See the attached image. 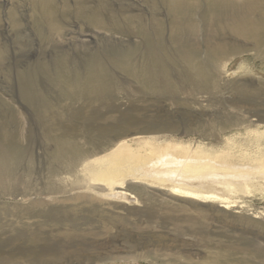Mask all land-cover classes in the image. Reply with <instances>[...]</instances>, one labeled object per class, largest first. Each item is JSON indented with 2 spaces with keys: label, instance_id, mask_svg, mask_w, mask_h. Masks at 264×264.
<instances>
[{
  "label": "rangeland",
  "instance_id": "1",
  "mask_svg": "<svg viewBox=\"0 0 264 264\" xmlns=\"http://www.w3.org/2000/svg\"><path fill=\"white\" fill-rule=\"evenodd\" d=\"M51 1L0 0V156L24 157L0 183V264H264V47L226 30L231 12L214 17L211 0H179L183 12L172 0ZM217 41L242 51L208 66ZM187 49L209 82L187 74ZM155 60L170 78L155 71L150 84L165 92L123 71ZM99 66L102 78L87 80ZM98 83L107 98L91 92ZM133 117L172 129L130 133L97 157L170 147L202 155L232 187L192 201L132 184L141 198L120 203L92 184L83 164L93 156L74 169L54 162L52 137L87 150L102 125Z\"/></svg>",
  "mask_w": 264,
  "mask_h": 264
},
{
  "label": "bare ground",
  "instance_id": "2",
  "mask_svg": "<svg viewBox=\"0 0 264 264\" xmlns=\"http://www.w3.org/2000/svg\"><path fill=\"white\" fill-rule=\"evenodd\" d=\"M258 1L248 0L243 6L235 8L231 0H211V13H213L214 17H218L220 15H224V12L226 11L231 12L230 17H228L227 19L229 21V24L227 23L228 25L226 24V27L224 28L236 37L249 42L252 47H264V4ZM50 2L52 3L51 0H44V7L48 8L49 5H51ZM171 8L175 12H183L184 10H186V5L181 3L179 0H172ZM93 23L97 25L100 29H104L102 27L105 25L101 23L100 20H93ZM193 27L191 30L194 31ZM242 47L243 45L230 46L227 45L226 42L224 43L223 41H217L216 43L210 42L207 47L208 58L206 60L210 63L208 64V66H210L211 64L215 65L217 62L222 60H227L228 58L237 54V52L242 51ZM260 53L262 52L260 51ZM179 59L183 64V68L187 70V74H190L192 77H195V79L196 77H198V80H200L201 83L203 82L202 84H204V82H209V76L207 75L208 71H205V67L202 64H198L197 51H195L194 49H187L186 51L180 50ZM101 67H96V69L90 73L87 80H89L91 76H94L95 79L100 80L102 76H98V74L94 73L98 72L102 74L104 71L102 68L105 69V67ZM123 67V71L126 70V72H130L133 75V78L138 83L144 84L148 91L153 93L165 92V89H154V86L150 84L151 81L149 80H152L154 75L153 73L155 71L161 73L164 72L163 76L165 78H170L169 72L167 71V68L162 63V61L155 60L153 61V64L149 67H138L132 63L128 65L125 64ZM91 69L93 68L91 67ZM104 73H106V71ZM95 79L93 80L95 81ZM75 80L76 78H74V80L70 82V85H73L75 83ZM210 86L213 87V85ZM110 88L108 85L98 83L95 85V87L91 89V92L95 95V98L97 97V99H104L107 98L105 94L111 93ZM207 91L210 92L209 90ZM94 112L95 109H92L91 113ZM116 121V119H113V123L102 125L99 134L100 137L97 138L95 141H90L87 150L81 148L80 146H78V144L76 145L70 142L69 140L63 139L62 136L52 137L53 142L56 144L55 151L52 154L54 162L60 163L62 167L74 169V167L79 166V164L81 163H84V159L93 156L95 158L93 162H86L85 164H83L86 165V173L90 176L92 184H95L96 186H104V188L106 187V189L110 193L107 196L115 198L116 201L120 203H132L133 201H139V199L141 198V195L139 194L140 190H138L139 187L137 188L132 184L141 185L144 188L146 186L154 188L156 187L159 188V190L166 191V193L170 192V195L172 194L176 197L186 199L189 198L192 199V201H195L197 199L204 201L219 200L221 197L222 189L225 190V188L232 187V184L226 182L228 178L226 180L223 178V180L216 179V175L221 176L219 175L220 171L214 166H209L210 163H206L203 159V156L197 153L188 152L186 153V157L184 159L180 157V154L177 155L176 152H174L173 149H171L170 147H162L151 148L149 150L144 151V154L141 152H136L137 154L135 152H132L127 155L122 154L117 156L116 154L113 158H104L102 156L97 157L98 153L100 152L102 153L108 151L110 148H117V145L124 141V139H127L130 133L137 135L134 138H139V135H141L142 133L151 134L158 133L159 131L167 130L170 128L172 129L171 126L165 124L161 125L162 123L157 124L149 122L147 124L141 125L139 124V121H137V119H135L134 117L129 119L128 121ZM215 128L217 130V127ZM226 129H228V127ZM10 157V154L6 155L5 157L0 156V183L1 181L10 178L11 173L13 171V167L17 166V163H20L21 161L23 162L24 159L23 156L19 159ZM233 172L235 173V170ZM233 179L235 180V178ZM98 188H101L102 191L105 190L103 189V187ZM101 213L102 212L97 213L96 210L90 211V214L93 217L97 218L104 215L103 213ZM117 218L119 220L123 219L124 221H126V219L123 217L119 216ZM103 220H105V218ZM109 225L112 226L114 224ZM100 260H102V258Z\"/></svg>",
  "mask_w": 264,
  "mask_h": 264
}]
</instances>
